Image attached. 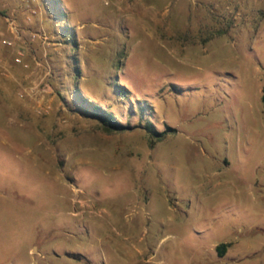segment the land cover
<instances>
[{"label": "rangeland", "instance_id": "rangeland-1", "mask_svg": "<svg viewBox=\"0 0 264 264\" xmlns=\"http://www.w3.org/2000/svg\"><path fill=\"white\" fill-rule=\"evenodd\" d=\"M2 39L0 264H264V0H0Z\"/></svg>", "mask_w": 264, "mask_h": 264}, {"label": "trees", "instance_id": "trees-1", "mask_svg": "<svg viewBox=\"0 0 264 264\" xmlns=\"http://www.w3.org/2000/svg\"><path fill=\"white\" fill-rule=\"evenodd\" d=\"M261 101L263 104V113H264V88L262 90V97ZM94 115L100 119L103 125V129L107 133H112L114 130L119 129L121 127V124H119L115 117H113L110 113L106 112L105 110L101 109L100 107H95V113ZM149 131L155 135H158V137H163L164 133H156L155 130L152 127L148 128ZM226 248V245H222L218 247V250Z\"/></svg>", "mask_w": 264, "mask_h": 264}, {"label": "built area", "instance_id": "built-area-1", "mask_svg": "<svg viewBox=\"0 0 264 264\" xmlns=\"http://www.w3.org/2000/svg\"><path fill=\"white\" fill-rule=\"evenodd\" d=\"M5 20L8 23L9 30L13 34L17 35V37H20V34L18 33L17 27L14 24L15 23V20L12 17L11 18L10 17L9 18L6 17ZM5 46H12V43L10 41L6 40V39H2L0 41V51ZM16 62H19V59H16Z\"/></svg>", "mask_w": 264, "mask_h": 264}, {"label": "crops", "instance_id": "crops-1", "mask_svg": "<svg viewBox=\"0 0 264 264\" xmlns=\"http://www.w3.org/2000/svg\"><path fill=\"white\" fill-rule=\"evenodd\" d=\"M22 3V2H21ZM20 2H17V3H15V2H12V4L10 5V6H8L9 8H12L13 9V12L14 11H16V9H14V8H18V6L19 7H22L23 8V4H21ZM13 6V7H12Z\"/></svg>", "mask_w": 264, "mask_h": 264}]
</instances>
